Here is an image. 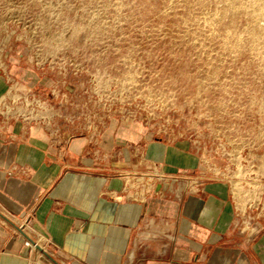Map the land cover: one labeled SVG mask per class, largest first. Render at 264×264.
<instances>
[{
	"label": "rangeland",
	"instance_id": "374dc122",
	"mask_svg": "<svg viewBox=\"0 0 264 264\" xmlns=\"http://www.w3.org/2000/svg\"><path fill=\"white\" fill-rule=\"evenodd\" d=\"M0 80L11 124L120 134V168L109 138L91 155L127 192L218 183L264 209V0H0Z\"/></svg>",
	"mask_w": 264,
	"mask_h": 264
},
{
	"label": "crops",
	"instance_id": "0c3cea01",
	"mask_svg": "<svg viewBox=\"0 0 264 264\" xmlns=\"http://www.w3.org/2000/svg\"><path fill=\"white\" fill-rule=\"evenodd\" d=\"M120 137L99 135L92 150L87 138L0 118V264H264L263 208L218 183L127 192L126 177L91 155L109 138L120 168ZM154 149L181 165L171 147ZM33 230L46 252L25 245Z\"/></svg>",
	"mask_w": 264,
	"mask_h": 264
},
{
	"label": "built area",
	"instance_id": "2783aa9c",
	"mask_svg": "<svg viewBox=\"0 0 264 264\" xmlns=\"http://www.w3.org/2000/svg\"><path fill=\"white\" fill-rule=\"evenodd\" d=\"M153 191L154 193H158L160 195H176L177 194L176 192H170L168 194H165L163 193L162 190H159V185H157ZM30 233H31L30 235L27 234V238H25L24 240L25 245H27L31 249L38 248L41 250V252H44V251L46 252L47 248L46 246H44L46 239L41 234H39L38 232L34 230L31 231Z\"/></svg>",
	"mask_w": 264,
	"mask_h": 264
}]
</instances>
